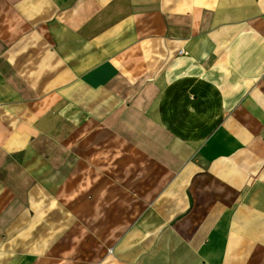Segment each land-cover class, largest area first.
<instances>
[{
	"label": "crops",
	"instance_id": "0c3cea01",
	"mask_svg": "<svg viewBox=\"0 0 264 264\" xmlns=\"http://www.w3.org/2000/svg\"><path fill=\"white\" fill-rule=\"evenodd\" d=\"M0 264H264V0H0Z\"/></svg>",
	"mask_w": 264,
	"mask_h": 264
}]
</instances>
